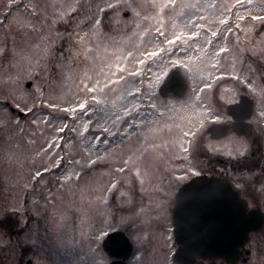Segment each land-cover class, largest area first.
<instances>
[{"label": "rangeland", "instance_id": "1", "mask_svg": "<svg viewBox=\"0 0 264 264\" xmlns=\"http://www.w3.org/2000/svg\"><path fill=\"white\" fill-rule=\"evenodd\" d=\"M23 2L29 4V0ZM226 4L232 7L235 0H177L175 8L167 6L168 0H134L132 9L127 10L128 15L122 12L111 16L104 21L103 27L95 35L86 36L84 33L89 31L88 28L81 25V32L75 21L45 23V32L52 34L56 40V55L60 52L64 55L58 56V59L46 58L42 70H39L33 59L38 54L30 50L33 37L23 26L26 17L24 8L19 4H10V0H0V100L33 108L32 113H24L25 120L19 119L17 123L0 106V217L8 213L6 210L9 207L21 208L22 198L32 186L29 183L30 177L27 178L26 173L22 175V171L34 174L47 169L46 172L49 173L51 167L64 163L55 175L42 178L40 187L45 189V195L41 197L40 208L37 207L41 213H48L52 220L49 229L41 223L40 232L41 238H47L46 245L44 244L46 247L42 251L43 257L52 259V264H64L67 260L70 264H84L86 261L88 264H100L103 257L94 250V242L89 244L93 241L92 236L87 240L89 242L86 241V248L82 249L85 233L80 228L81 216L84 214L86 217L87 222L84 224L91 221L90 228L94 226L93 220L102 210V200L109 191L108 186L114 182L118 172L116 169L125 167V171L121 172L125 175L140 173L148 168L146 170L152 172L155 179H161L167 173L171 175L170 179L174 175L185 179L197 170L188 162V153L182 151L181 145H186V140H195L198 147L194 152L199 158L200 166L207 170L214 141H208L205 124L212 114L207 111V107L204 110L200 107V100L193 99L196 95L193 90L203 87L205 82L214 83L201 96L207 93L206 96L210 98L221 92L223 97H230L229 92L232 91L229 81H234L230 78L231 75L247 71L245 64L254 69L264 64V33L255 31L263 23L251 19L252 14L264 15V3L254 0L252 5H237L226 14L228 25H221L219 20L223 18ZM137 11L139 16L135 14ZM200 15L205 19L198 20ZM239 15H243L245 19L239 20ZM190 17L203 24L204 28H195L188 24ZM237 24L239 27H236ZM227 26L232 27V33L227 34V39L222 44L233 51L222 54L218 58L221 66L213 68L209 58L197 49L205 44L206 39H213L215 43L219 37L213 38L211 31H223ZM157 28H161L167 36L184 32L186 43L180 46L185 49L190 46V50L183 54L187 67L178 68L188 83L187 92L178 98L179 105H175L172 98L158 93L161 83L156 82L154 77L150 80L147 75L150 60L144 65L136 63L142 52L164 44V37L159 36ZM57 30L63 39L56 36ZM193 31L199 32L200 36L187 39L188 34ZM74 32H80L84 36L83 40H78L73 35ZM237 38L240 41L238 45ZM240 49L245 51L241 52ZM212 51L213 48L209 47L208 52ZM252 52L255 54H251ZM128 53L132 55L129 56ZM164 55L166 59L168 54ZM180 55L178 52L177 56ZM233 55L237 58L235 68ZM30 60L33 61L32 67H29ZM239 60L245 63H239ZM152 67L155 71V65ZM137 69L145 74L136 77L128 75ZM221 73H225L224 77L215 81L213 77ZM253 74L261 76L259 72ZM120 77H124V80L119 84L103 87L109 80H118ZM31 81L30 88H26ZM97 81H100L99 86ZM133 85L139 86L145 93L144 103L139 106L141 114L135 119L136 126L125 129L122 122L113 125L109 119L106 126L110 132L99 130L96 122H103V113L99 110H106L108 117L114 118L113 113L120 111L121 105L132 99L126 95V89ZM89 87H96L97 90L89 92ZM110 88L115 91H110ZM149 95L152 96L151 101L147 98ZM94 96L103 102L96 103L92 99ZM85 101L88 110L92 111L91 118L94 123L89 126L90 131L81 136L79 133L83 131V124L88 117L77 111L74 113L76 118L73 119V114L64 113L60 109L75 108ZM184 101L187 104L184 105ZM150 102H155L158 110L148 109L147 104ZM51 104L58 107L53 109L49 107ZM149 112L152 114L145 117L144 114ZM33 120L36 121L35 124ZM65 123L68 128L63 133L55 131ZM199 128L202 131L198 136L183 137L184 131L198 133ZM122 130L129 134H122ZM96 135L106 137L109 142L97 144L92 139ZM53 139L56 144L43 151ZM89 155L92 159L97 155L102 159L97 164L88 166L84 161ZM76 160H80L81 164H76ZM125 160H129L127 165L123 163ZM76 172L81 174L79 178L73 175ZM6 174L18 175V181L9 182ZM66 174L72 176V179L63 180ZM139 175L136 182L141 191L140 195L147 197L149 182L143 183L142 174ZM122 177L120 176L123 187L121 190H127V201L131 202L135 198L134 189L131 190L135 178L133 179V175ZM156 193L151 192V195L156 197ZM128 214L131 215L132 212ZM99 219L102 220L100 215ZM21 226L26 227V223ZM1 231L0 228V237H3L4 231ZM89 231L92 232L90 229ZM136 237L141 240L142 245L145 240L140 236ZM1 243L3 242L0 239V250ZM136 260L133 259L131 264H136ZM153 263L157 264L154 261Z\"/></svg>", "mask_w": 264, "mask_h": 264}, {"label": "flooded vegetation", "instance_id": "2", "mask_svg": "<svg viewBox=\"0 0 264 264\" xmlns=\"http://www.w3.org/2000/svg\"><path fill=\"white\" fill-rule=\"evenodd\" d=\"M255 31L263 34L264 23ZM239 73L244 79H248L251 75L254 81L253 86L256 88L255 93L249 92L243 84L234 79L229 81L232 91L229 92L230 97H223L221 92L210 98L206 96L207 93L202 96L200 94V107L202 102V109L207 107V111L212 114L205 124L207 128L205 135L208 141H214V148L210 151L209 162H207V170L200 166L194 149H190L187 158L197 172L189 174L185 179L177 178L175 175L173 179H170L171 175L168 173L161 179H155L152 172L146 168L140 174H142L143 183L149 182L147 188L150 189H147V197L140 195L141 191L138 189L136 180H139L140 175L136 172L125 175L117 172L114 178V182H117L116 187L112 188L110 193L108 191L109 194L105 193L101 203L102 210L99 215L102 220L99 219V215L96 216L93 220L94 226L90 228L91 221L84 224L87 222L86 217L84 214L81 216L80 228L83 234L85 233L82 249L86 248V241L92 236L93 241L89 244L94 242V250L103 257L100 264H131L133 259H137L136 264H154L153 261L157 264H264V119L259 115L264 111V77L259 76V78L258 75L248 71ZM160 87L161 85L158 92L160 95L172 98L175 105L180 104L179 96L174 92L164 95ZM185 104H187L186 101H184ZM0 106L6 109V114L12 116L11 118L19 117L21 121L25 120L24 113L15 109L10 101L0 100ZM198 110L202 111L201 108ZM215 116L220 117L219 123L212 122ZM212 126L215 128L209 132ZM198 131L196 136L202 128ZM220 132L222 135H216ZM63 165L64 163H61L58 167H51L49 173L45 170L41 171L42 178L47 179L50 175H55ZM22 172V175L26 173L27 178L30 177L29 183L32 185L27 189L20 204L22 211L25 207L28 211L19 218L12 216L9 212L0 217V228L4 231V233L1 231L3 237H0L3 242L0 250V264H52V259L43 257L42 252L46 247L47 238L40 236L41 223L49 229L52 222L48 213L44 214L40 209L37 210V207L40 208L41 197L45 195V189L40 187L42 178L34 179L33 172L31 174ZM129 175L135 178V184L131 189H134L135 198L131 202L127 201V190H121L123 187L120 183V176ZM6 176L9 182L18 181V175L6 174ZM201 176L226 180L238 193L237 200L240 205L238 218L244 220L243 214L246 213V219L250 215L254 217L253 220H256L258 225L260 224L257 229L250 231L249 237L238 246L237 252L231 259L216 254H194L190 259L188 254L186 259L178 254L184 248L179 236L184 238L188 235L189 238L193 233L195 237L197 235V240L201 241L203 238L207 240L211 233V224L216 225L217 221L224 222V219H227V215L223 214L227 212L216 211L217 199L202 200L199 197L196 201L197 207L194 206V212L189 213H186L185 209L187 207L190 211V205L187 206L186 203L189 199L183 200L181 208L178 206L179 221L176 222L178 192L187 182ZM151 192H157V196L154 197ZM243 206H246L245 213L241 211ZM128 212L132 214L129 215ZM240 219L236 223H239ZM230 222L233 221L230 220ZM25 223L26 227L21 226ZM177 223L182 235L176 232ZM186 223H193L195 227L193 232L190 230L185 233L183 227ZM202 227L204 230H201ZM97 236H100V239H96ZM136 236L145 240L142 245H140L141 240ZM10 241H12L11 244ZM64 264H70L69 260ZM84 264H88L87 261Z\"/></svg>", "mask_w": 264, "mask_h": 264}, {"label": "snow or ice", "instance_id": "3", "mask_svg": "<svg viewBox=\"0 0 264 264\" xmlns=\"http://www.w3.org/2000/svg\"><path fill=\"white\" fill-rule=\"evenodd\" d=\"M261 2L264 3V0H261ZM12 3L19 4L21 7L24 8L26 17L23 26L29 30L30 35L33 37L30 50L38 54V56L34 57L33 59L37 68L39 70H42V65L46 58L52 57L58 59V56L62 57L64 55L63 52H60L58 56L56 55V40L52 34L45 32V23H56L58 21H75L77 27L81 28V32H83V28L81 27V25L88 28L89 31L87 33H84V36L90 34L95 35L103 27L104 21L106 19H109L111 16H116L122 12H126L127 10L132 9V4L134 3V0H29V4H24L23 0H10V4ZM245 3H247L248 5H252L254 3V0H235V4H233L232 7H228L226 4L224 6V13L222 14L223 18L219 20V23L221 25H228V17L226 14L231 12L232 9L235 8L237 5L243 6ZM167 6L175 8L177 6V0H168ZM188 6L195 7V5ZM135 14L137 16L140 15L138 11L135 12ZM180 14L183 15V13ZM145 19H148V17H145ZM204 19L205 17L203 15L198 16V20ZM238 19L244 20L245 17L243 15H239ZM251 19L264 23V15L252 14ZM187 23L193 25L195 28H204L203 24L198 23L197 20L192 19L191 17L188 19ZM236 27H239V24H237ZM156 32L159 34V36L164 37V44H162L158 48H154L152 50H145L144 52H142L140 54L141 58L137 59L136 63L138 65H144L150 60L151 63L148 66L147 72V75H149V79L151 80V78L154 77L156 82H160L164 85V88H166L167 84L170 83L176 75L175 69L187 67L184 62L183 54L186 51L190 50V46L189 49H185L184 47L180 46L186 43L185 33L182 31L179 33H173L171 36L165 35V32L162 31L161 28H157ZM231 33V26L225 27L223 31L213 30L211 31V36L213 38L219 37V39H216L215 43L213 39H206L205 44H202L199 49H197L198 52L204 53V55L209 58V60L211 61V67H220L221 65L218 58L221 57L222 54L230 53L233 51L231 48L222 44V41L227 39V34ZM73 35L78 40H83L84 38V36H82L80 32H74ZM56 36H59L61 39H63V36L59 33V30H57ZM199 36V32L193 31L188 34L187 39H196ZM239 43V38H237L236 44L238 45ZM209 47L213 48V51L211 53L208 52ZM88 51H91V49H88ZM240 51L243 52L245 51V49H240ZM178 52L181 53L180 56H177ZM164 54H168L166 59ZM251 54L254 55L255 53L252 52ZM128 55L131 56L132 53H128ZM238 62L245 63L243 60H239ZM32 63L33 61L30 60L29 67H32ZM236 63L237 58L235 55H233V68H235ZM153 65H155V71H153ZM245 68L249 73L259 72L261 77H264V65H260L258 68L254 69L251 68V66L245 64ZM121 71H123V69H121ZM38 74L39 71L37 72V75ZM144 74L145 73H142L139 69L128 73V75L132 77ZM224 75L225 73H221L219 76H214L213 79H221L224 77ZM230 78L235 79L239 83L243 84L249 92H256V88L253 86L254 81L251 75L248 79H244L242 75H231ZM122 80H124V77H120L118 80H109L108 83H105L103 85V87H109L110 84H119ZM17 83H19V81H17ZM96 84L97 86H99L100 81H97ZM212 86L213 85L211 83L205 82L203 87H198L194 89L193 91L196 93V95L195 97H193V99L199 100L200 94L204 93L206 90L211 89ZM27 87L28 86H26V88ZM87 90L89 92H95L97 88L89 87ZM100 90L102 91L103 88H101ZM109 90L115 91L114 88H110ZM163 90L164 89L162 88V91ZM126 95L128 97H132V99L129 100L127 104L121 105L120 111L113 113L114 118L108 117L106 110H99L103 113V116L101 117V120L103 122H96V127L99 130L103 131L104 133L110 132V129L106 126L109 122V119H111V123L113 125L122 122L125 125V129L134 128L136 126L135 119L137 115L141 114L139 106L144 103L145 93L141 91V88L139 86L133 85L132 87L126 89ZM147 98L149 101L152 100L151 95H149ZM92 99L98 104L103 102L97 100L95 96ZM201 106L203 107L202 102ZM14 107L21 113L30 114L33 112V108L28 107L27 105H21L20 103H16ZM49 107L55 109L58 106L55 104H51L49 105ZM147 107L150 110H158V105L155 102L148 103ZM60 110L64 113L73 114V119L76 118L74 113L80 111L84 116L88 117V119L84 122L83 131L80 132L79 135L84 136L85 133H88L90 131L89 126L94 122L91 118L92 111L88 110V104L86 101L79 103L78 106L75 108L64 107ZM151 114L152 113L149 112L145 113L144 115L145 117H147ZM161 115H163V113H161ZM259 115L262 119H264V111H262ZM13 120L14 122L18 123L19 118L14 117ZM212 122L219 123L220 117L215 116ZM35 123L36 121L33 120V124ZM67 128L68 124L65 123L57 127L55 131L63 133ZM122 134L128 135L129 133H127L126 130H122ZM189 136L195 137L196 132L191 130L183 132L184 138H187ZM92 139L95 140L97 144H107L109 142L106 137H101L100 135H96L92 137ZM55 144L56 140L53 139L50 143H48L47 147L42 150L47 151L48 148L53 147V145ZM197 147L198 145L196 144L195 140H186V145H181V149L184 153H188L190 149H195ZM240 154L242 155L243 153ZM101 159L102 157L99 155H97L95 159H92L89 155V158L84 161V164L88 166L95 165ZM75 163L81 164V161L76 160ZM123 163L124 165H127L129 163V160H125ZM45 171H47V169H45ZM116 171L124 172L125 167L122 166L116 169ZM136 174L139 175L140 173L137 172ZM42 175L43 173L41 171H36L34 173L33 178H42ZM73 175L79 178L81 174L79 172H76L73 173ZM62 179L67 181L72 179V176L66 174ZM116 183L117 182H113L108 190L110 191L112 188H115ZM6 211L11 213L14 217L19 218L21 215L27 212L28 209L25 207L22 211L20 207H9ZM95 238L100 239V236H97Z\"/></svg>", "mask_w": 264, "mask_h": 264}, {"label": "water", "instance_id": "4", "mask_svg": "<svg viewBox=\"0 0 264 264\" xmlns=\"http://www.w3.org/2000/svg\"><path fill=\"white\" fill-rule=\"evenodd\" d=\"M127 12L128 11H126L124 14L128 15ZM175 72V77L170 83L167 84L166 88H164V85L161 84L160 91L164 95L170 92H174L177 96L181 97L187 92L188 83L182 75L181 71L175 69ZM27 86L30 87L31 82H28ZM162 88L164 89L163 91ZM214 128L215 127L212 126L208 131L212 132ZM216 135H222V132L216 133ZM178 193L179 194L176 202L177 208L175 212L176 222L179 221L178 206L179 208H181V206L183 205V200L186 201L187 199H189V201L186 203L187 206L188 204L190 205V211L186 207V213L194 212V206L197 207L196 204H198V202L196 201L199 197L202 200H205L206 198H211L212 200L217 199L216 211L227 212L226 214L223 213L224 215H227V219H224V222L217 221L216 225H214L213 223L211 224V233L207 237V240H209V242H207V240H205L204 238L201 241L197 240V235L195 237L193 233L189 238L188 235H185L184 238H182V236H179L182 243L184 244V248L181 249L178 253L181 255V257L186 258L189 254L188 258L190 259V257L194 254H216L231 259L234 253L237 252L238 246L249 237L250 231L257 229L260 225H258V222L256 220H253L254 217H250V215L246 219V206H243L241 208L242 213H245L243 214L245 219L243 220L238 218L240 216V207H238L240 205L239 201L237 200L238 193L232 189L231 185L226 180L223 181L218 178H208L206 176L197 177L192 181L187 182ZM231 215L233 217H231ZM238 219H240V222L236 223ZM225 220L227 222H225ZM230 220L233 222L231 223ZM194 228L195 227L193 223H186L183 227L185 233L190 230H192L193 232ZM201 230H204V227H202ZM176 232L180 234L178 223L176 224ZM180 235H182V233Z\"/></svg>", "mask_w": 264, "mask_h": 264}]
</instances>
